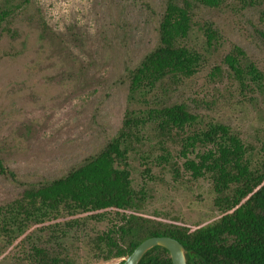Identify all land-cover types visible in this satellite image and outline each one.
I'll return each instance as SVG.
<instances>
[{"label": "trees", "instance_id": "obj_1", "mask_svg": "<svg viewBox=\"0 0 264 264\" xmlns=\"http://www.w3.org/2000/svg\"><path fill=\"white\" fill-rule=\"evenodd\" d=\"M200 10H254L264 46V0H164L155 45L126 73V103L115 134L59 175L26 183L0 202V250L12 252L13 264L120 263L141 241L162 235L182 243L187 264H264V130L247 141L210 108L199 111L177 99L223 43L213 21L196 19ZM31 33L38 48L74 60L69 38L49 25L36 0H0V41L21 43L18 50L0 45V54L21 53ZM208 76L214 85L226 77L247 101H264V70L237 44ZM155 168L174 178L208 180L216 218L186 224L145 212V182ZM0 175L14 176L1 156ZM137 264L172 260L156 245Z\"/></svg>", "mask_w": 264, "mask_h": 264}, {"label": "rangeland", "instance_id": "obj_2", "mask_svg": "<svg viewBox=\"0 0 264 264\" xmlns=\"http://www.w3.org/2000/svg\"><path fill=\"white\" fill-rule=\"evenodd\" d=\"M146 1L36 0L49 25L69 38L74 60L68 63L38 48L34 33L28 34L21 53L0 54V156L14 174L0 175V202L12 198L26 183L59 175L115 134L126 103V73L157 39L156 22L164 0ZM255 16L254 10H200L196 19L213 21L223 43L218 56L177 93V99L196 105L199 111L210 108V114L236 127L247 141L262 135L264 101H247L226 77L214 85L208 74L233 44L264 70V46ZM19 29L27 32L26 25ZM196 33L201 40L202 34ZM0 45L21 49L20 40L6 37ZM152 175L145 182L150 194L145 212L177 216L186 224L216 218L208 180L174 178L156 168ZM133 178L135 185L141 182L138 171ZM11 256L12 252L0 250V264H13Z\"/></svg>", "mask_w": 264, "mask_h": 264}, {"label": "water", "instance_id": "obj_3", "mask_svg": "<svg viewBox=\"0 0 264 264\" xmlns=\"http://www.w3.org/2000/svg\"><path fill=\"white\" fill-rule=\"evenodd\" d=\"M156 245L162 246L169 251L172 264H187L186 249L182 243L171 236L165 235L151 236L144 239L118 264H137L144 253Z\"/></svg>", "mask_w": 264, "mask_h": 264}]
</instances>
